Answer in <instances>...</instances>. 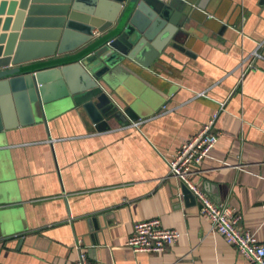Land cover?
Wrapping results in <instances>:
<instances>
[{"label":"crops","instance_id":"1","mask_svg":"<svg viewBox=\"0 0 264 264\" xmlns=\"http://www.w3.org/2000/svg\"><path fill=\"white\" fill-rule=\"evenodd\" d=\"M1 1L3 58L18 6L9 16ZM203 3L212 29L150 69L137 67L143 81L132 77L121 92L139 127L111 119V128L94 130L64 98L45 104L46 122L0 132V264H74L77 239L101 264H252L211 230L166 161L218 113L219 140L196 181L216 203L238 209L241 227L264 243V4ZM258 47L262 57L240 82L244 59ZM95 215L102 230L92 233ZM152 218L177 229L178 241L161 253L134 251L126 245L134 224Z\"/></svg>","mask_w":264,"mask_h":264},{"label":"water","instance_id":"2","mask_svg":"<svg viewBox=\"0 0 264 264\" xmlns=\"http://www.w3.org/2000/svg\"><path fill=\"white\" fill-rule=\"evenodd\" d=\"M1 2V10L10 6L9 16L18 11L0 58V132L46 122L45 104L64 98L97 131L111 128V119L135 121L140 115L121 92L131 89L130 78L143 81L137 67L150 69L211 28L203 0ZM182 191L196 200L184 184ZM99 223L90 217V232L102 230Z\"/></svg>","mask_w":264,"mask_h":264},{"label":"built area","instance_id":"3","mask_svg":"<svg viewBox=\"0 0 264 264\" xmlns=\"http://www.w3.org/2000/svg\"><path fill=\"white\" fill-rule=\"evenodd\" d=\"M262 46V45H260ZM262 57L259 47L255 49L243 67L240 82L246 72L256 67L255 59ZM243 66V64H242ZM204 95L205 93H201ZM224 102L222 109H224ZM218 113L195 135L183 142L166 161L171 177L178 179L194 195L200 212L211 221V230L221 234L227 243L235 246L252 264H264V243L260 242L254 232L241 227L242 213L229 204L216 203L196 181L195 176L201 172V164L209 152L217 144L219 137L213 130ZM139 127L142 120L130 121ZM180 237L177 229L166 228L160 218H152L136 222L126 245L136 252L161 253L170 249ZM82 239H77L76 247L79 258L74 264H101L89 260L82 249Z\"/></svg>","mask_w":264,"mask_h":264}]
</instances>
